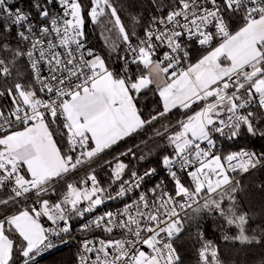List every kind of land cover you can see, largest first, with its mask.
<instances>
[{"label":"snow or ice","instance_id":"1","mask_svg":"<svg viewBox=\"0 0 264 264\" xmlns=\"http://www.w3.org/2000/svg\"><path fill=\"white\" fill-rule=\"evenodd\" d=\"M157 13L147 20L130 13L127 28L111 0H28V7L0 0V97L11 99L10 110L0 108V264H35L56 247L55 239L67 243L73 217L84 218L106 200L135 190L136 198L122 209L81 224V232L109 235L84 239L78 264H183L175 240L185 219L195 221L205 210L238 229L226 240L251 244L264 238V228L259 236L249 234L235 179L264 167V150L241 147L225 154L217 147L220 138H264V0H157ZM86 17L94 24L106 18L117 30L116 40L126 46L116 58L123 61L119 70L87 46ZM105 43L117 51L116 41ZM194 44L206 54L191 63ZM151 86L161 106L145 114L138 103ZM197 104L203 106L193 111ZM177 108L186 110L185 118L154 132L173 149L157 160L171 190L164 180L144 190L158 168L141 173L125 162L146 159L130 147L104 160L107 188L92 169L78 182H66L61 194L57 182ZM114 184L115 196L109 194ZM51 195L61 198H45ZM22 202L27 206L17 207ZM185 209L192 215L182 217ZM42 216L53 227L45 228ZM196 235L203 239L199 227ZM198 255L202 264H221L211 240H203Z\"/></svg>","mask_w":264,"mask_h":264},{"label":"trees","instance_id":"2","mask_svg":"<svg viewBox=\"0 0 264 264\" xmlns=\"http://www.w3.org/2000/svg\"><path fill=\"white\" fill-rule=\"evenodd\" d=\"M20 1L18 0V2ZM83 2L85 5H90V0H83ZM111 2L117 7L118 14L121 16L127 28L132 27L130 13L140 14L145 20L151 15L158 14L157 0H111ZM158 2L166 5L169 0H158ZM22 3L28 7V0H22ZM101 20L102 22L100 24H94L86 17L84 28L86 42L88 47L103 56L112 66L117 62V56L125 53L124 48L126 46L116 40L117 30L113 25L106 18H101ZM135 31L140 36L143 35L142 27L137 26ZM106 38L109 42H117L118 48L116 52H110L108 44L105 43ZM133 43H135V39ZM215 46L214 44L213 47ZM191 52V63H194L200 56L206 54V49L192 46ZM162 53V50L158 53V59L162 57ZM22 67L23 65H21ZM131 70L135 72L137 70L136 66L132 65ZM15 79V73H13V77L9 78L8 84L10 85ZM151 87L153 91L145 90L141 94L138 103V106L144 110L145 114L152 112L154 109H159L161 106L158 93L155 92L154 86ZM241 94L243 95V93ZM0 102V104L11 108L10 98L3 97L0 99ZM202 106V104L194 105L193 111L198 110ZM185 112L186 110L184 109H174L165 119L154 122L152 127L142 130L139 136L125 138V141L121 142L118 147L114 146L106 156L116 155L132 147L137 157L144 155L146 159L138 161L131 157H124L125 162L130 161L139 171L152 166L160 167L157 165V160L162 155L172 154L173 149L167 144L166 139L162 140L160 137L155 136L154 132L155 130L163 131L161 128L162 124L175 125L177 120L185 118ZM187 114L191 115L192 112L188 111ZM260 127L261 130H264V125ZM218 145H220L218 150L225 154L228 151H235L241 147L262 151L264 150V138L259 136L250 137L247 135L232 141L220 138ZM58 146H60L59 143ZM237 180L240 181V190L236 193L238 211L247 213L250 218L246 226L249 234H253L252 230H255V234L259 236L260 229L264 228V167L252 170L240 176ZM228 203L227 198H225L224 207H227ZM15 210L16 208H12L10 212ZM186 215L191 216L192 210L188 211ZM185 226L186 232L175 240V246L181 256L183 264H197L196 254L203 240H211L217 247L221 264H264V238L259 243L253 242L251 244H241L237 240L224 239L225 235L229 237L236 235L238 229L235 226L227 225L217 212L208 213L205 210L200 213L195 221L185 219ZM198 227L204 234L203 239L196 235ZM42 264H75V253L74 251L58 252L43 259Z\"/></svg>","mask_w":264,"mask_h":264},{"label":"built area","instance_id":"3","mask_svg":"<svg viewBox=\"0 0 264 264\" xmlns=\"http://www.w3.org/2000/svg\"><path fill=\"white\" fill-rule=\"evenodd\" d=\"M9 2L11 3V2H13V0H9ZM19 3H20L21 7H26V5H24L22 3V0ZM57 10H58V8H57ZM193 46L203 48V47L196 45V44H194ZM166 50H167L166 48L162 49V51H166ZM123 55H125V53H123L121 56H123ZM188 62H191V59ZM122 64H123V61L117 60V62L115 64H113L112 67L119 70ZM131 67H132V65H131ZM45 74H47V73H45ZM2 81H3V78H0V82H2ZM241 93H243V92H241ZM40 95H42V94H40ZM1 98H3V97H0V99ZM0 108H2L5 112L10 110L9 107L2 105V104H0ZM217 147L219 148L220 145H217ZM113 156H115V155H113ZM113 156H106V155L104 156L103 155L95 163H90L87 166H82L73 175H70L68 177L67 181L57 182V188L61 191V194H62L63 185L66 182H78L81 178H84L86 176V174L89 173L92 169H95L97 178L101 182V185L107 188L108 182H109L110 170L108 167H106L104 165V160H110V159H112ZM152 167H156V166H152ZM157 168H158L157 175L150 177V178H147L146 183L144 185V190L152 188L154 185L159 183L161 180H164L165 183L167 184L168 190H171L172 182H171L170 178H167L166 170H164L162 166L157 167ZM144 170H142L140 172L142 173ZM250 171H252V170H250ZM245 174H247V173L236 174L235 179L237 180L240 176L245 175ZM125 179H127V177H125ZM118 187H119L118 184L112 185V187L109 189V194L115 196V192L118 190ZM139 191L140 190H135L131 193H128L124 197H118V198H115L112 200H106L105 203L103 205L99 206L98 209L95 210L94 213L86 214V216L84 218L73 217V219H72L73 234L71 237L64 236V239L67 241V243H60L59 239H55L54 243L56 244V247H53L52 249L47 250L41 256L37 257L35 264H42L43 259H45V258H47L53 254H56L58 252H62V251H74V253H75V264H78V254L82 251L81 243L84 239H86V238L87 239H93L95 237L105 238V237H108V235H109L107 233H104L100 229H96V230H93L91 232H81L80 231L81 224L87 222V220H91L94 216L100 215L106 211H109V210L117 211V210L122 209L123 205L125 203H128L131 200H134L136 198ZM45 198L50 199L52 202H56L61 197L59 195H51V196H46ZM204 198L205 197H203V195H202V198L199 200V203H201ZM31 202L32 201L29 200L27 203L30 204ZM24 206H27V205L23 202L21 203V205H19V207H24ZM193 207H195V205H193ZM190 210L191 209H185L184 212H181V216L184 217L186 215V213ZM40 221L45 228L53 227L51 221H49L46 216H42L40 218ZM185 232H186V226L184 224V230L180 234V236L183 235ZM119 235H120V232L117 231L116 236L118 237ZM199 249H198L197 254H196V261H197V264H202V262L199 259V255H198ZM145 250L147 251L146 247H145ZM21 264H22V262H21Z\"/></svg>","mask_w":264,"mask_h":264},{"label":"rangeland","instance_id":"4","mask_svg":"<svg viewBox=\"0 0 264 264\" xmlns=\"http://www.w3.org/2000/svg\"><path fill=\"white\" fill-rule=\"evenodd\" d=\"M40 223H41V221H40ZM42 224V223H41Z\"/></svg>","mask_w":264,"mask_h":264},{"label":"crops","instance_id":"5","mask_svg":"<svg viewBox=\"0 0 264 264\" xmlns=\"http://www.w3.org/2000/svg\"><path fill=\"white\" fill-rule=\"evenodd\" d=\"M174 110V109H173Z\"/></svg>","mask_w":264,"mask_h":264}]
</instances>
